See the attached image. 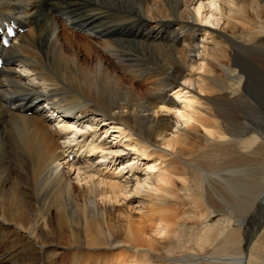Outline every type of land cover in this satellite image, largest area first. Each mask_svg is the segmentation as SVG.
<instances>
[{
  "label": "bare ground",
  "instance_id": "bare-ground-1",
  "mask_svg": "<svg viewBox=\"0 0 264 264\" xmlns=\"http://www.w3.org/2000/svg\"><path fill=\"white\" fill-rule=\"evenodd\" d=\"M3 19L27 31L0 75V264H264V0Z\"/></svg>",
  "mask_w": 264,
  "mask_h": 264
},
{
  "label": "rangeland",
  "instance_id": "rangeland-1",
  "mask_svg": "<svg viewBox=\"0 0 264 264\" xmlns=\"http://www.w3.org/2000/svg\"><path fill=\"white\" fill-rule=\"evenodd\" d=\"M29 80H31L30 78H29ZM32 81V80H31ZM169 95H173V93L172 92H169L168 93ZM171 95V96H172ZM174 97V96H173ZM41 104H43L44 106L46 105L47 106V103H45V102H42ZM50 113V115L52 114V112H49ZM55 124H57V120H56V122H55ZM60 125H62V124H60ZM84 127H85V125H84ZM107 130H109V132H110V134L112 133V131H113V129H111V127H106V130H104V131H107ZM114 133H112V135H111V137H110V140H112L113 139V135ZM116 134V133H115ZM251 135V134H250ZM116 136V135H115ZM124 141V140H123ZM102 155L103 154H99V157L97 158V157H95V158H97V159H95L94 160V163L96 164V166H97V169L98 168H101L102 170L105 168V166H106V170L104 171V172H106V171H110L111 173L112 172H114V173H120V171H122V169L123 168H125V167H128V169L131 167L130 165L133 163V161H134V158H135V155H133V156H130V157H128V158H126L125 160H124V162H123V167H118V169H115L116 168V166L111 170V168L113 167V166H111V167H109V166H107V164H108V159H106V158H104L103 159V157H102ZM132 158V159H131ZM128 160V161H127ZM103 161V162H102ZM100 162H102L104 165H102V164H100ZM150 163V162H149ZM128 164V165H127ZM108 167V168H107ZM146 167H143V169H145ZM115 170V171H114ZM144 174H146V172H144ZM73 177H75V175L73 176ZM145 178V177H144ZM143 190H146V188L145 189H143L142 188V191ZM146 191H149L148 189L146 190ZM142 194H145V193H142ZM133 206V208L135 209L136 208V203L135 204H133L132 205ZM133 213H141L140 211H138V210H136L135 212L133 211Z\"/></svg>",
  "mask_w": 264,
  "mask_h": 264
}]
</instances>
